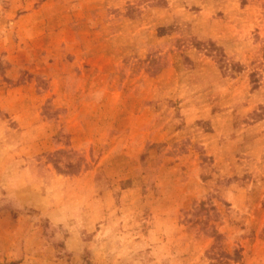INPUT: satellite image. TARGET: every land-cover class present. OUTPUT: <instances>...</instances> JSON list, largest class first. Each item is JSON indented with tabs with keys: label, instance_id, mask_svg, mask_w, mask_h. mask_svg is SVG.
<instances>
[{
	"label": "rangeland",
	"instance_id": "1",
	"mask_svg": "<svg viewBox=\"0 0 264 264\" xmlns=\"http://www.w3.org/2000/svg\"><path fill=\"white\" fill-rule=\"evenodd\" d=\"M0 264H264V0H0Z\"/></svg>",
	"mask_w": 264,
	"mask_h": 264
}]
</instances>
